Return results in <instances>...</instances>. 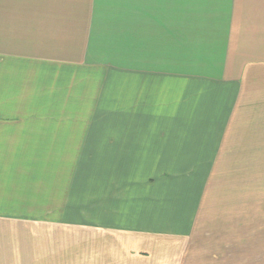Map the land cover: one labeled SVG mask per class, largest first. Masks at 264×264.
<instances>
[{
	"label": "crops",
	"instance_id": "0c3cea01",
	"mask_svg": "<svg viewBox=\"0 0 264 264\" xmlns=\"http://www.w3.org/2000/svg\"><path fill=\"white\" fill-rule=\"evenodd\" d=\"M25 9L26 49L30 27L47 37L93 27L83 40L87 57L118 63L117 71L95 69L98 82L118 80L135 117L116 122L143 129L133 145L150 153L135 156L142 152L129 145L112 152L118 157L99 156L132 161L103 182L133 176L134 199L92 209L82 226L90 232L67 229L79 225L81 186L87 196L95 191L89 149L96 126L78 118L94 85L81 101L65 85L75 72L69 66L33 67L37 59L15 55V16ZM244 118L240 137L264 146V0H0V264H264V200L213 199L218 194L203 179L228 142L224 132ZM205 144L211 160L192 172L188 153ZM134 160H146L149 170ZM152 169L170 175L150 183ZM24 239L26 247L13 245ZM139 244L144 251L132 249Z\"/></svg>",
	"mask_w": 264,
	"mask_h": 264
},
{
	"label": "rangeland",
	"instance_id": "374dc122",
	"mask_svg": "<svg viewBox=\"0 0 264 264\" xmlns=\"http://www.w3.org/2000/svg\"><path fill=\"white\" fill-rule=\"evenodd\" d=\"M23 11L24 12L22 15L17 14L15 16V55L23 57L21 59H26V57L37 59L35 60V63L39 64H31V66L33 67L38 65H46L47 67H52L57 66V64H59L58 62H60L62 66H69V68H71L75 72L72 77L67 79L65 85L66 87L73 86V88L78 89L81 101L83 100V96L87 92L86 89L92 87L90 86L91 84L94 85V87H92L94 89L91 92L93 93V96H89V105H80L82 108L80 107L79 109H82V111H79L78 118L80 119V121H86L88 119L87 116H89L90 120H94L96 126L94 135L95 142L89 149V153L91 155H94L93 160H89V163H93L94 165L95 191L94 195H91L89 193V195L87 196L86 187H84L83 185L81 186L80 196H82L83 199L80 197L79 201V225L76 229H67L68 231H78L79 233L90 232L89 230L93 229H85L82 228V226H85L83 222L88 219V216L89 218H91L89 213L93 212L92 209H102V203L109 202L110 200L122 201L123 199L124 201H126L128 199H134L133 191L135 187H133V181L135 178L133 176L129 178L123 176L126 178V181L122 179L119 181L113 180L114 182L112 181L111 184H105L103 182V179L106 177V175H108V172L117 170L118 168L122 169V162L126 163L132 161L118 160L117 158L112 160H99V156L105 152H109L107 155L118 157V155H115L112 152H115L116 149H118L120 146L128 147L129 145H132L134 148H136L137 145H133V143L140 141V132H142L143 129H127L120 126L116 122L126 119L130 120L128 124H133L135 123V117L134 114L130 112L129 109H127L130 106L127 104L130 97L123 95L118 80L113 81V83L110 82L108 84H106V81H103L102 84L98 82L99 79H97V70L106 68L110 69V71H117L118 63L94 64V62L92 63L90 61V58L87 57L88 48L85 47V45H88V43L83 42V40L85 41L89 37H91L93 33V27H83L85 33L81 32L82 27H63L64 34L62 35V37H60V35H56L54 37L50 35V37H47L49 33H47L46 30L44 32L41 31L40 28L39 30L36 29L38 31L34 32L30 27L31 47L26 49V9ZM35 34H37V37ZM76 34L77 36H75ZM75 42L76 47L75 49H73L75 53L72 54L69 52V50H72L69 49V47L71 48V46H75ZM97 46V49L99 50V44L95 45V47ZM105 48V51H109L108 46H105ZM94 50L95 48L91 50V54H93ZM96 60H102V57H99L98 59L96 58ZM22 63V67L25 66L26 68V62ZM31 73L32 75H34V73L37 72L32 71ZM90 75L91 77H93V80L88 79V76L90 77ZM35 76H37V74H35ZM26 82H28V80H26ZM30 82L38 83L39 81L30 80ZM92 82H94V84ZM57 83L58 80L56 81L52 79L51 83H49L48 86H50V88H55L57 87ZM104 88L105 91L108 89L109 92L103 94L105 93V91H103ZM245 114L243 115L244 117ZM238 121L241 127H233L228 130V133L224 132V134L226 135L225 138L228 142L218 145V149H216L213 154L214 161H208L211 160L208 156H210L209 150L211 149L212 145L205 144L200 146L202 147L200 152L196 154L195 152L188 153L192 155L190 157V159L192 160L186 161V163H188L186 166H189L188 168L193 172L195 164L197 165L203 162H209L208 167L204 168L206 175L203 177V179H205V183L208 185L209 190H211L209 193H213L215 195L218 194L217 196H214L213 199H228L230 201L231 199H255L262 201L264 200V146L259 144L246 143V139L240 137H244L247 134L246 120L244 118L239 119ZM160 131H162V129H152L153 134L156 136L161 135ZM170 135L171 133L169 131V134L165 135V137ZM161 138L163 139L164 136H162ZM238 138L240 139L239 141L242 142L236 143V139ZM234 139L235 143L232 142L234 141ZM136 151L142 152L138 148H136ZM143 155L149 156L150 153L142 152L135 154V156ZM146 160H134L135 162H133L131 165L143 162V166L146 167L147 170H149V162L147 163ZM196 160L198 161L196 162ZM84 162V164L86 165L87 160H85ZM131 171H135V169ZM144 171L145 170L143 169V172ZM150 171H152L151 174L146 177V180L150 183H156L153 181H156L158 178L160 179L163 176L170 175V171L168 170L160 171L152 169ZM81 177H83V179L81 180L85 181V175H82ZM196 178L197 177L194 176L191 177V180L186 181L189 183H194L196 182ZM110 210L111 208L107 209L108 213L111 212ZM24 227L25 225L22 226V228ZM31 229L35 230L37 229V226ZM26 230H28V228H25L24 231L26 232ZM58 230L63 232L64 230L66 231L65 226L63 227V229H61V227L58 228ZM13 242V245L20 244V246H22V243H24L26 247V239L15 240ZM66 242L72 243L73 241L67 240ZM163 242L164 241H160V243ZM179 245H181V243H179ZM132 249L144 251L145 247L140 246V244L132 245Z\"/></svg>",
	"mask_w": 264,
	"mask_h": 264
}]
</instances>
